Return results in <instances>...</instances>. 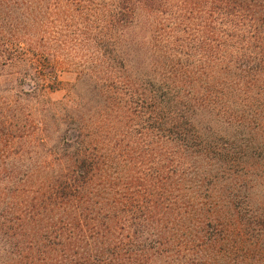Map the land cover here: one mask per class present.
Masks as SVG:
<instances>
[{
    "label": "trees",
    "instance_id": "1",
    "mask_svg": "<svg viewBox=\"0 0 264 264\" xmlns=\"http://www.w3.org/2000/svg\"><path fill=\"white\" fill-rule=\"evenodd\" d=\"M36 15L63 20L50 38H42L45 46L55 39L50 55L67 59L82 91L101 97L97 109H109L84 113L77 109L83 97L74 90L62 101L44 99L30 108L76 119L71 139L56 135L52 148L45 145L41 116L27 111L22 124L31 128L27 142L35 140L51 153L27 167L32 173L25 171L21 183L37 187L29 206H39L37 219L47 232L42 239L50 242L41 245L54 250L51 243L57 244L60 252L82 248L86 256L73 261L100 264L117 253L114 249L127 248L136 219L154 220L152 230L166 229L170 242L182 249L198 243L204 228L185 234L204 201L192 186L208 178L212 159L236 161L247 147L235 143V134L204 127L196 117L203 109L211 116L237 109L225 120L238 130L248 114L240 109H252L250 118L264 109V0H0V65L11 61L7 55L27 51L9 37ZM37 61L34 72L21 74L30 79V92L13 94L7 106L51 87L54 74L40 69L47 57L37 55ZM15 119H4L8 151ZM183 151L206 160L202 174L184 177ZM28 174L40 179L30 182ZM26 191L33 190L21 189ZM194 221L214 227L212 217Z\"/></svg>",
    "mask_w": 264,
    "mask_h": 264
},
{
    "label": "rangeland",
    "instance_id": "2",
    "mask_svg": "<svg viewBox=\"0 0 264 264\" xmlns=\"http://www.w3.org/2000/svg\"><path fill=\"white\" fill-rule=\"evenodd\" d=\"M50 17V15H36L33 18L34 22H29L21 29L17 26L14 30L16 34L11 33L9 39L18 42L27 51L24 54L7 55L11 61L7 59L0 65V113L4 123L0 122V264H82L73 260L86 256L84 250L78 247H73L71 250L77 251L75 254H70L69 249L60 252L57 244L51 243V247H55L54 250L45 244L41 245V243H50L42 239L47 232L41 230L40 225L43 222L37 219L39 206H29V203L34 202L33 197L36 195L34 189L37 187H32L27 181L21 185L24 172L32 173V170H29L32 168H26L34 166L38 160L51 155L44 151L47 148H39L41 145L36 144L35 140L31 144L27 142L26 131L29 132L31 128L27 124L25 127L22 126L25 123L27 111L29 114L41 116L43 133L48 137L45 144L48 148H52L58 142L56 135L65 137L66 141H69L76 132L74 128L76 119L67 118L65 114L51 115L45 108H30L42 104L44 99L62 101L74 90L84 100V105L77 109L84 113L90 111L92 115L109 110L97 109V106L100 107L99 98L101 97L88 91L86 93L84 89L82 91L80 85L76 83L75 73L70 69L71 64L67 59L50 55V47L52 45L57 47V41L51 39V46H45L43 39L50 38L53 31L57 30L59 25H63V20H53ZM40 33H43L45 37H42ZM31 50L33 53H30ZM34 52L37 54L34 55ZM37 55L47 57L45 65L40 69L52 71L55 81L50 88H45L42 96L39 95L30 100L19 98L21 100L19 105L7 106V98L12 100L13 94L27 96L21 92H30V79L21 74L24 71L30 73L37 69ZM250 110L252 109L239 111L249 114ZM228 111L236 112L237 109H225L222 116L218 114L211 116L207 109H203L200 117L195 116L204 127L211 124L215 130L235 134L233 136L235 143H241L247 147L245 152L242 151L239 154L236 161L221 162L212 159L215 163L209 165V168H214L210 171L208 178L201 181L200 186H192L191 192L195 190L196 193L204 195V201L201 200L203 202L198 204L200 207L191 218L194 223L185 231V234L188 236L200 227V229L204 228L202 232L206 235L199 238L198 243L196 241L189 245V249H182L180 244L176 246L170 242L173 239L170 238L166 229L155 232L152 230L150 225L154 223V220L136 219L138 222L131 226L135 228L127 241V248L114 249L117 253L110 254L107 261L99 262L100 264H264V109H260L257 112L259 115L252 118L247 114L242 120L243 126L238 130L225 120L229 118ZM67 113L69 114V111ZM4 115L18 117L11 122L13 125L10 129L15 133L12 151L6 150V146L3 145L2 136L5 130L3 128L8 125L4 121ZM16 126L18 129L14 128ZM63 143L59 138L60 148L64 146ZM158 152L163 154L162 149H158ZM183 154L182 160L187 167L184 173L185 178L192 175L199 176L205 171L206 160L186 155L185 151ZM192 169L196 172L192 173ZM28 176L30 178L27 180L30 179V182L40 179V174H28ZM21 189L33 191L21 193ZM15 207H18L20 212H15ZM24 210L29 211L23 215ZM205 216L212 217L211 226L214 227H203L201 222L194 221L196 218L204 219ZM184 219L186 217L182 218V221ZM190 222L184 221V223ZM178 223L179 220L174 226ZM176 233L185 235L183 230L176 229ZM177 239L183 238L177 237ZM51 240L57 241L54 237H50ZM40 249L44 251V254Z\"/></svg>",
    "mask_w": 264,
    "mask_h": 264
}]
</instances>
